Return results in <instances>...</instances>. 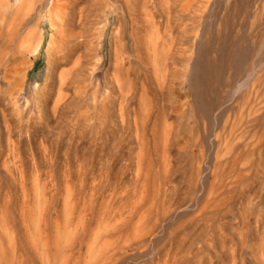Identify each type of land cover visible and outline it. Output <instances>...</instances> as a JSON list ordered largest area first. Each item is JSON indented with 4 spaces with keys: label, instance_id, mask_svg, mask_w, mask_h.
Here are the masks:
<instances>
[{
    "label": "rangeland",
    "instance_id": "rangeland-1",
    "mask_svg": "<svg viewBox=\"0 0 264 264\" xmlns=\"http://www.w3.org/2000/svg\"><path fill=\"white\" fill-rule=\"evenodd\" d=\"M0 2V264H264V0Z\"/></svg>",
    "mask_w": 264,
    "mask_h": 264
},
{
    "label": "bare ground",
    "instance_id": "bare-ground-1",
    "mask_svg": "<svg viewBox=\"0 0 264 264\" xmlns=\"http://www.w3.org/2000/svg\"><path fill=\"white\" fill-rule=\"evenodd\" d=\"M76 1H78V0H19L18 4L16 5L15 10H14V7H15L14 3H13V5L12 4H8V5L4 4L6 9L14 10V11H12L13 13L11 15V20H10V24H9V29H13L11 31V34L12 33L14 34L15 31L19 29V27L21 25V21H20L21 17L19 19H17L20 22H17L16 16H18L19 11H21V9H23L25 3L27 2L26 5H25L26 6V15L27 16H28V14H27L28 11H31V9H33L35 7V4L39 5L40 8L43 5H44V7H46V9L48 11V15L47 16L50 17L49 20L51 22V26L55 27V30L58 33L61 34V37H60V39H61L60 42L61 43H65L66 44V42H68L69 39H73V38L76 39L77 37H79L78 33H74L73 31H71L70 34L68 33L69 34L68 37H66L62 33L64 31V28L67 27V25L69 24V22L73 18V16H70V15H68V13H65L66 12L65 10H67L71 6H74L77 3ZM3 2H4V0H3ZM0 3H2V2H0ZM23 11H24V9H23ZM23 13H25V12H23ZM22 23H23V21H22ZM34 31H35V29H34ZM8 32L9 31H7V33ZM17 42H18L17 44H18V46L20 48H24V46H26V48L28 47L29 49H33V45H34V42H35L34 41V37H33V32L31 33L29 30L25 31L23 34H21V36H20V38H19V40ZM35 50H36V48H35ZM61 58H62V56H60L58 58V61Z\"/></svg>",
    "mask_w": 264,
    "mask_h": 264
}]
</instances>
